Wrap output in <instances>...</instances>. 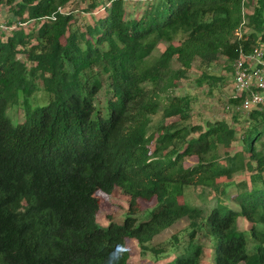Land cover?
<instances>
[{
  "label": "trees",
  "instance_id": "obj_1",
  "mask_svg": "<svg viewBox=\"0 0 264 264\" xmlns=\"http://www.w3.org/2000/svg\"><path fill=\"white\" fill-rule=\"evenodd\" d=\"M0 1L17 25L0 34V264H126V239L144 248L182 218L186 240L165 264H199V236L214 238L213 264H264V109L233 112L245 125L230 154L235 129L223 119L191 123L190 96L171 85L193 62L222 56L232 72L240 52L264 46V0H155L137 18L124 0H82L86 12L103 10L82 27L66 9L74 0ZM29 20L27 31L18 26ZM221 79L201 71L196 81ZM38 83L46 100L30 105ZM14 98L23 119L12 123ZM187 157L195 161L184 165ZM242 172L248 179L229 193L225 180ZM114 186L128 196L126 214L99 225L94 192ZM188 187H199V204L185 199ZM139 198L154 203L136 221Z\"/></svg>",
  "mask_w": 264,
  "mask_h": 264
},
{
  "label": "rangeland",
  "instance_id": "obj_2",
  "mask_svg": "<svg viewBox=\"0 0 264 264\" xmlns=\"http://www.w3.org/2000/svg\"><path fill=\"white\" fill-rule=\"evenodd\" d=\"M155 0H124V10L128 17H138L142 11ZM254 1V0H253ZM74 7V8H73ZM85 2L82 0H74L69 3L66 7L70 9L73 17V24H76L80 27L87 21H90L93 17H98L103 14L102 8H98L92 12L84 11ZM243 12L250 10L242 8ZM242 12V13H243ZM16 17L9 10L8 6L0 1V34L2 37L9 34L12 28H15ZM245 17L243 22H245ZM19 27H22L24 31H27L34 26L33 21H25L21 24H18ZM246 27H241V31H245ZM241 33V32H240ZM178 40L175 39L174 43H177ZM166 45L165 42L159 41L156 44V48L153 50L152 55H157ZM21 57L20 55H18ZM174 66H178L176 62L173 61ZM227 62L224 57L219 56L217 60L211 62L207 67L199 66L197 62H193L190 68L187 70L185 77L179 78L177 80H172L171 85L173 89V94L182 95L187 94L190 96V121L191 123H201L203 120H216L223 119L230 126L235 129V139L230 143L227 151L232 154L235 151L240 150V145L238 138L244 128V118L241 114H234L235 112L232 108V105L228 103L227 99L231 95H235L236 91L234 90L232 83V72L231 70L226 69ZM232 66V64H231ZM232 68V67H231ZM204 71L208 75L221 76L222 79L214 83V85L208 87V83L201 81L198 83L196 81L197 76ZM38 88L26 98L30 105H38L45 102V94L38 83ZM106 96V85L103 84L98 93L95 96V103L99 109L103 108V101ZM15 98L22 99L23 95L19 92L16 93ZM12 99L9 103V107L6 109L5 113L8 115L12 123L21 121L23 119L22 106L21 102L15 104L16 99ZM15 104V105H14ZM155 115L154 117H156ZM172 118L166 119L170 121ZM195 161L193 157L185 158L184 165L191 164ZM224 177H220L217 181L223 180ZM247 180V173L242 172L234 174L230 179L231 180L228 187V192L233 193L234 187L231 185L233 182L240 180ZM199 193V187H188L184 191L185 199L189 200L191 203L199 204L201 199L197 197ZM212 191H209L205 196L209 199L212 196ZM94 195L98 200V209L95 214V220L99 225H106L109 221L120 223L122 218L126 214L127 210V201L128 196L124 194L119 187L114 186L111 191L106 194L99 190L94 192ZM154 199H137V210L134 213L136 221L143 220L148 216L150 209L152 208ZM187 219L182 218L174 222L167 228L161 230L158 234L151 238L144 248H140L136 241L132 238L125 240L126 249L128 253L127 263L126 264H165L169 261L173 254L179 249V245L186 240L187 233ZM237 228L241 230H246L248 228V223L238 217L237 219ZM171 235H175L179 239L178 246L170 245ZM200 240L203 241V254L200 259L199 264H213L214 260V248L210 244L214 245V238L209 240L207 237L199 236ZM250 244V242H249ZM150 247L154 249H162L158 254H155ZM213 252V253H212ZM213 259V260H212ZM237 264H243L239 262Z\"/></svg>",
  "mask_w": 264,
  "mask_h": 264
},
{
  "label": "built area",
  "instance_id": "obj_3",
  "mask_svg": "<svg viewBox=\"0 0 264 264\" xmlns=\"http://www.w3.org/2000/svg\"><path fill=\"white\" fill-rule=\"evenodd\" d=\"M243 21L241 22V25ZM239 36V33H238ZM264 46L246 53L240 52L232 62V83L238 103L234 111L248 114L252 109H264Z\"/></svg>",
  "mask_w": 264,
  "mask_h": 264
}]
</instances>
